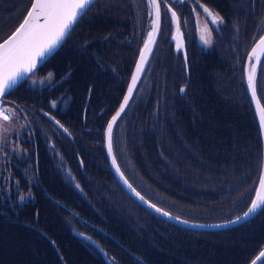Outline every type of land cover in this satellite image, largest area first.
Segmentation results:
<instances>
[{"label": "trees", "instance_id": "trees-1", "mask_svg": "<svg viewBox=\"0 0 264 264\" xmlns=\"http://www.w3.org/2000/svg\"><path fill=\"white\" fill-rule=\"evenodd\" d=\"M22 2L0 0V11L9 18L17 7H26L21 5ZM232 4L234 0H228V8ZM114 5V2L108 3L109 19H116L114 9H111ZM143 27L135 33L142 32ZM103 30L102 25L100 31ZM126 33L122 31V37ZM118 44L123 52L128 48L125 40ZM161 52L172 54L165 47ZM74 57L77 56L58 61V55L48 61L55 63L57 72L67 71L60 78L62 86L69 73L76 71ZM212 60V53L196 54L190 66L186 59L181 63L179 72L163 71V81L169 83L165 90L162 89V97H158L157 89L134 97L137 98L131 106L134 113L121 135L125 134L126 140L134 135L136 145L125 144L126 149L119 147V140L124 139L116 134L119 125L114 139L119 164L132 185L154 205L191 221H200L203 216L202 206L197 203L198 195H204L205 211L209 203L221 206L224 203L218 197L230 196L226 188L230 187L231 181L247 179L249 162H252L250 168L253 171L250 179L261 172V131L245 79L242 82L237 77L220 76L216 65L209 63ZM41 69H46V65ZM234 71L238 73L237 66ZM183 86L185 92L181 93ZM90 87L91 83L84 82L78 75L77 81L74 80L70 87H63L68 90L64 89L60 94L76 92L82 96ZM256 87L263 103L258 83ZM119 88L110 93L119 97ZM33 91L34 102H48L46 92ZM66 108L58 109L57 116ZM38 112L44 120L46 115L54 118L43 110ZM57 120L62 125V119L58 117ZM50 127L72 139L68 131L64 134L62 130ZM71 134L76 135L74 131ZM42 136L43 129H40L33 140ZM87 137L82 148L72 150V157L65 149L69 142L57 146L54 135L46 136V141L37 146L32 145L35 184L30 186L29 198L22 202L20 195L28 189L26 179L20 173L16 174L15 179L20 181L17 185L7 178L4 169L0 170V264H108L98 251L80 241L90 238L97 226L102 227L101 233L114 240L102 237L109 252L108 260L113 264H250L264 248V208L243 226L236 227L237 231L233 230L230 236L223 231L194 234L185 231L184 235L185 229L167 232L157 222V216L116 183L100 141L103 140V126L98 124ZM139 144L146 151L145 156L140 153ZM121 150H124L123 155L119 153ZM129 151L133 157L128 158ZM129 164L135 178L125 172ZM97 166L104 171L101 188L110 196L111 210L104 196L87 192L82 198L73 186L75 182L84 184V179L93 175L91 169ZM4 168L11 171L10 165H4ZM199 185L200 190L194 188ZM205 186H208L206 190ZM239 193L240 188L235 195ZM242 211L230 214L228 220L236 218ZM117 218L125 220L136 232L132 230L136 237L123 229ZM77 226L81 228L75 229ZM147 226L154 228L150 231ZM262 262L264 264V260Z\"/></svg>", "mask_w": 264, "mask_h": 264}, {"label": "rangeland", "instance_id": "rangeland-1", "mask_svg": "<svg viewBox=\"0 0 264 264\" xmlns=\"http://www.w3.org/2000/svg\"><path fill=\"white\" fill-rule=\"evenodd\" d=\"M110 1L111 0H95L93 5L90 7V10L87 11L86 15L90 16L87 19L86 23L82 22V19L85 16L84 15L81 19L77 21V23L73 26V29L70 34L65 38L66 40L68 39V37L71 36L67 41L68 50L66 53V57L68 58L70 56H77L82 60V63L78 66L76 72L79 74L80 78H83L84 82L86 83H90L91 78L93 76V66H90L91 59L90 57H88V55H92L95 61H97L96 55L90 54L87 50V46L92 44L93 42L98 41L100 43V47L103 50H106L109 43H114L115 41L122 42L119 36L116 37L115 34H111V28H114V26H111L109 22L110 11L108 8V3ZM114 1L116 2V0ZM182 1L183 0H167V9L174 7L171 4H180L182 3ZM184 1L191 5V8L188 10V14L186 16H182L180 13V9H175V12L177 17H179L181 28L184 29L188 35L190 32H192V34L195 36V42L197 44V53H201L198 47H201L202 51L212 53L213 60L209 63L216 65V71L217 73L221 74L220 76H225V78L231 79L237 77L239 81L244 82V69L242 71V68H244L245 58L247 59V54L249 50H251L256 45L258 40L264 35V0H234V12L233 15H231L233 25L232 27H230L231 31L228 32L227 37L222 35L218 38V41H216L217 33L220 31V27H217L216 25H212L210 23L213 26V28H211L209 23L206 24V27L211 29V45L204 44L203 41H201L200 39L202 27L205 26L206 21H209L210 18L203 13V9L199 6L201 4L200 2L198 4L197 0ZM219 1L223 6H226L227 0ZM251 1L254 3V9L250 3ZM30 2H32V0H23L21 5L24 4V6L28 7V9L25 11L26 7L22 9V7L19 6L9 18H7V16L5 17L4 13L0 11V42L5 40L10 34H12L18 27V25L22 22L23 18H25L26 16V12L29 10ZM163 2L165 3V0H163ZM121 3L123 6V8L121 9L123 10V12H126V5L124 4V0H121ZM148 8L150 11V3L147 5V9ZM208 9L210 10V8ZM113 12L114 16L116 18L118 17L121 20V24L118 26L119 29L128 30L125 42H135L134 34L132 33L133 31H135L134 26L122 21L121 13L117 10L114 9ZM197 13H200L199 21L196 18ZM12 19L16 20L11 24L10 20ZM97 21L99 22L96 25ZM167 24H169L168 29ZM102 25H104L105 29L103 31H100L99 27H102ZM176 27V21L172 18L170 14L168 16L167 22L162 25V29L164 31V35H167V37H171L172 41V36H174V31ZM245 30H247L246 34ZM185 44L186 49H188L191 44L189 36L188 39H186ZM217 44L219 45L218 47ZM221 50H223V53L221 52ZM60 52L61 49H56L55 52L51 55V57L58 56ZM204 55L205 54H203L202 56ZM198 56H201V54H198ZM51 57L47 59L45 58L44 62L35 69V76L32 77V79L37 81L35 85H33L32 80L24 78L16 84L14 89H12L2 98L4 99L5 104L8 106L11 116L7 121L0 118V170L4 169L5 174H7L8 176L7 178L12 183H15L17 185L20 181L15 179L16 174L20 173L22 178L26 179L25 184L28 182V189L20 195L22 198L25 199L29 198L30 196V186H33V184H35L33 167L31 165V161L34 160V156H32V154L30 153V150L33 149L32 145L36 144L37 146L40 142L46 141V136H52L54 134L58 136L50 126H53L57 130H62L64 134H68V132H73V128L69 125H65L63 123L61 125L60 123H57L58 116L56 112L58 109L64 107L65 104H68L70 93H66L65 95L59 94L58 92H53V94L50 93V85L56 82L57 80L54 71L55 63L48 62ZM185 59L187 60V57ZM43 65H46V69H41ZM236 66L238 68V73H235L234 71ZM49 73H51V77L48 76ZM84 74L85 76L83 77ZM257 76H259L258 87L264 103V56L259 65ZM40 81H43V83H40ZM165 83L168 84L169 82L165 81ZM149 84L151 85L152 91L155 88V81H149L147 83V86ZM33 90L46 92V97L51 96V98H47L48 102L46 100H44V102H34L35 93ZM122 93L123 89H120L119 97L117 95H114L115 93H110L108 99L105 100L106 105L110 107V112H114L119 107H121L122 103L120 98ZM137 94H139V92ZM53 103H55L54 107L52 106ZM132 107H127L123 114L119 117V121L117 122L119 128L116 134L124 138L123 140H119L120 148H125V144L136 145V137H134V135H130L127 140L125 139V134L121 135L122 131L126 130V126L129 123L132 114L134 113V108ZM40 110H43L44 112H46V114H49L54 118H48V116L46 115V119L44 120V118L38 112ZM12 113H15V115H13ZM62 126H64V128ZM40 129H43V136L34 141V135ZM87 135L88 132L84 128L80 127L79 134H77V138L76 140H74V143H69L67 146H65V149L69 153V157H72L73 149L82 148L84 146L87 140ZM138 138L137 140H139ZM67 141H69V139H67L66 142ZM100 141L102 142V139H100ZM156 142L157 144L159 143L158 138ZM56 143H58L57 146H59L62 145L64 141L56 139ZM139 148L140 153H142V156H145L146 151L140 144ZM123 151L124 150H121L119 153L123 155ZM133 156L134 154L129 151L128 158ZM81 163L82 162H80V165ZM251 163L252 162H249L247 165V171L249 170L247 179L232 180L230 183V187L226 188L230 196L222 195L218 197V199L224 203L223 205L216 206L213 203H209V206L206 208L205 211V206L202 202L204 195H198L197 203L201 204L202 206L201 212L203 216L199 218L200 221H185L190 223L194 222L200 225H203L205 223H221L227 221L230 222V220H228L230 218V214L236 213L235 211L241 209H243V211L239 215H237L236 218L238 216L240 217L241 214L244 215V213L250 206L253 198L255 197L256 188L259 184L258 178L260 179V171L256 173L254 179H250L253 174V171L250 168ZM4 165H10L11 171L7 170V168H4ZM129 165V168H126L125 172L131 178H135L133 174L134 169H132L131 164ZM91 173H93V175L91 177L85 178L84 184H80L79 182L74 183V189L78 194L81 195L82 198L87 192L101 196L103 194L101 185H103L102 183L105 180L104 171L102 170V168L97 166L91 169ZM119 187L121 190H124L121 186ZM207 187L208 186H205V190L207 189ZM194 188L200 190V185L197 187L194 186ZM239 188L240 193L238 195H235L236 190H238ZM116 190L118 189L115 188V191ZM103 196L107 198L105 202L109 204V208L111 210V203H109L110 196L108 194H104ZM103 207L105 208L104 202ZM234 207H236V209ZM162 219V217L157 216V222H160L161 226H163L167 232H175V230L182 231V229H185L183 231L184 235L185 231L192 232L193 234L194 232L203 231L195 230L190 227L175 228L173 227V223L165 220L162 221ZM117 221L123 229H125L128 233L131 234V236L136 237V232L125 220L117 218ZM231 225L232 224H227L223 226L225 227L224 229L214 231L217 233L223 231L224 233H226L225 235L230 236L233 234V230L237 231L235 228L238 226H243V223H239L233 227H230ZM80 228L81 226H77L75 229ZM147 228L152 231L154 227L149 228V226H147ZM132 230L135 233L132 232ZM241 233L242 232H239V234ZM163 253H167L169 255L168 252ZM259 264H263V262H260Z\"/></svg>", "mask_w": 264, "mask_h": 264}, {"label": "flooded vegetation", "instance_id": "flooded-vegetation-1", "mask_svg": "<svg viewBox=\"0 0 264 264\" xmlns=\"http://www.w3.org/2000/svg\"><path fill=\"white\" fill-rule=\"evenodd\" d=\"M111 2H114L115 5L111 7V9H121L123 8L121 0H111ZM160 2V12H161V32L159 36V40L157 42L154 55L151 59V62L147 69H145V72H143L141 77V82L139 83V87L137 88V92L139 93H147L149 89L151 90V85L149 84L147 86V83L149 81H155V88L159 90L158 97H162V89L165 90V87L167 84L165 83V80L163 81L162 73L165 70L168 71H174L179 72L181 70V63L185 61V55H183V51H176L175 45L173 44L171 37H167V35H164V31L162 29V25H164L167 22L168 16L171 14V12H175V9H180L179 12L182 16H186L188 14V10L191 8V5L184 0L180 4H171L174 7H171L170 9H167L168 4H165L163 0H159ZM200 4H202L204 7L210 8V10L216 14H218L219 17L222 18L223 22L219 24L220 31L217 33L216 41H218V38L222 35L227 37L228 32L231 31L230 27H232L233 22L231 20V15H233L234 12V5L232 4L228 8V0L226 3V6H223L219 0H199ZM253 9H254V3L250 2ZM124 4L126 5V12H123L121 9L120 12L122 16V21L134 26L135 31L143 27L142 32L135 33L134 34L135 42L128 43V48L123 49L119 46L118 41H115L114 43H109L106 50H103L100 47V43L98 41L93 42L92 44L87 46V50L90 54L96 55L97 61L93 58L92 55H88L90 57L91 62L90 66L92 67V78H91V87L88 88L86 95H78L76 92H71L69 102L68 104H65V107H68L64 110L60 111L59 118L62 119V123L65 125H69L73 128V131L76 133L75 136H73L70 132V135L72 136V140L68 136H62L60 135L56 130L52 128V130L58 135L54 136L62 141H66L69 139V143H74V140L77 138V134H79V128H84L87 132H90L92 129H94L98 124H103V128L111 116L113 114V111L110 112V107H108L105 103V100L110 93L111 90H114L115 87L119 89H123V93L121 94L120 100H122L125 90L128 87L130 83V78L132 75L133 70L135 69V66L138 61V55L141 50V46L143 43V39L147 36V30L148 26H145L148 24L149 20V8L147 9V5L149 4V0H124ZM176 13V12H175ZM90 15H85L82 19L83 23H86L87 19ZM118 19V22H117ZM99 21L96 22V25ZM109 22L111 26H114V28H111V34H115V32L119 31L118 34H115V36H119L121 40H125L128 30L126 29H119V25L121 24V20L117 17L116 19H109ZM210 24V23H209ZM211 28L213 26L210 24ZM102 28V27H99ZM169 28V24H167V29ZM103 29L104 25H103ZM126 31V35L122 37V31ZM247 31V30H245ZM179 32L184 35V39H188L191 41L190 47L186 49L185 44V54L187 57V63L190 66L192 61L195 59L196 54H208L206 51H202L201 47H198V49L201 51V53H197V44L195 42V36L192 34V32L189 33V35L186 33L184 29L181 28L180 21H179ZM71 37V36H70ZM64 40V42L61 44L60 48L61 52L59 54L58 61L61 59H66V53L68 50V43L67 41L69 38ZM219 45L217 44V47ZM165 47L173 52L172 54H167L165 52H161V49ZM175 50V51H174ZM213 50V49H211ZM75 58V68L77 71L78 66L82 63V60L79 57ZM96 62V63H95ZM113 62V63H112ZM52 63V62H51ZM94 63V64H93ZM55 74H56V82L50 85V93L53 94V92L63 93L64 89L63 87H70L72 86L74 80L77 81L78 79V73L70 72L67 79L64 82V86H62V83L60 81V78L66 74L67 71L64 72H57L54 68ZM153 89V90H154ZM183 89L182 93L185 92V87H181V90ZM68 90V89H66ZM66 93H64L65 95ZM74 95H77V97H73ZM165 95V91H164ZM51 98V96L46 97ZM81 109V111L78 112V110ZM113 109V108H111ZM110 112V113H109ZM80 113V120L78 119V114ZM101 120V122H100ZM101 124V125H102ZM104 130V129H103ZM89 137H87L88 139ZM63 173V172H62ZM75 177V176H74ZM76 178V177H75ZM77 180V179H76ZM104 193L102 194V196ZM100 226L95 227V232L90 238H87L90 242H92L94 245L89 244L94 250H96V247H99L103 250L104 254L108 256V251L104 247L103 244H106V242L103 240L102 237H105L106 239L110 241H114L113 238H110L99 230ZM109 257V256H108Z\"/></svg>", "mask_w": 264, "mask_h": 264}, {"label": "snow or ice", "instance_id": "snow-or-ice-1", "mask_svg": "<svg viewBox=\"0 0 264 264\" xmlns=\"http://www.w3.org/2000/svg\"><path fill=\"white\" fill-rule=\"evenodd\" d=\"M94 2L95 0H32V2H30V10L26 12L25 18H23L22 22L9 38L0 42V98H3L14 89L16 84L24 78L32 80L33 85L37 83L32 77L35 76V69L38 64H42L45 58L65 40L72 31L73 26L79 19L87 14V11L90 10ZM149 3L153 8L155 16V19L152 21L153 28L148 33L147 41L144 43L143 51L140 53V63L137 65L136 74L131 78L128 95L124 97L119 111L112 117L111 122L107 124L106 133L107 149L109 154L112 155V164L115 166L116 172L119 173L121 179H123L124 183L133 192H135V189L124 179V173L120 171L116 156L112 154L113 126L116 125L117 119L129 104L138 78L146 63V57L155 41V34L159 28L160 2L159 0H149ZM166 3L167 0H165V4ZM197 3L199 4V0H197ZM199 6L203 9V13L210 18L209 21H206L205 26L202 27L200 39L204 44L211 45V29L207 28L206 24L211 23L218 27L223 20L218 14H214L202 4ZM171 16L177 21V31L179 33V17H177L174 11L171 12ZM199 17L200 13H197L196 18L198 21ZM180 47L181 42L178 36L177 50H179ZM258 53H264V37L259 39V43L252 49V56L248 58L250 68L247 78L252 97L255 99L259 111L260 123L264 126V106H261L260 99L257 97L255 83V65L259 63V59L255 62H253L252 59L253 57H257ZM48 76L51 77V73H49ZM40 83H43V81H40ZM181 91H183V89ZM52 106L54 107L55 103H53ZM12 114L15 115V113ZM0 118L7 121L10 117L5 110L0 109ZM57 123L59 122L57 121ZM258 183L259 190L255 192V199L252 200L244 216L237 217L235 221H230V223H238L241 219H247L250 215L264 208V172H262ZM135 194L141 201H144V197L141 196L140 193L135 192ZM23 199L24 198H21V202ZM149 207L155 208L157 212L162 211L160 208H156L155 205H149ZM162 214L164 216L169 215L167 212H162ZM181 222L188 223L187 221ZM260 256L264 257V251L260 252Z\"/></svg>", "mask_w": 264, "mask_h": 264}, {"label": "water", "instance_id": "water-1", "mask_svg": "<svg viewBox=\"0 0 264 264\" xmlns=\"http://www.w3.org/2000/svg\"><path fill=\"white\" fill-rule=\"evenodd\" d=\"M154 19H155V16H154ZM160 30H161V15H160V22H159V28H158V30H157V32H156V34H155V41H154V43H153V45H152V47H151V49L156 45V42H157V40H158V38H159V34H160ZM12 34H10L7 38H9L10 36H11ZM179 36V40H180V42H181V47L180 48H182V45H184V41H183V38H182V35H180L179 33H178V31H177V27H176V29H175V32H174V37H173V39L177 42V37ZM262 37H264V35L262 36ZM261 37V38H262ZM6 38V39H7ZM3 42V41H2ZM259 43V40H258V42L256 43V45ZM61 45V44H60ZM59 45V46H60ZM255 45V46H256ZM58 46V47H59ZM254 46V47H255ZM58 47L56 48V49H58ZM253 47V48H254ZM252 48V49H253ZM55 49V50H56ZM252 49L250 50V52H249V54H248V57H247V61H246V66H245V81H246V87H247V90H248V94H249V96H250V100H251V103H252V106H253V110H254V113H255V115H256V118H257V122H258V124H259V129H260V131H261V137H262V143H263V160H262V169H261V174H262V172H264V126H262L261 125V123H260V117H259V111H258V109H257V105H256V101H255V99H253V97H252V93H251V89H250V87H249V85H248V82H247V78H248V72H249V68H250V63H249V57L250 56H252ZM55 50L52 52V53H50L47 57H46V59L50 56V55H52L54 52H55ZM142 52V51H141ZM152 51H150L149 53H151ZM148 56H149V54H148ZM148 56L146 57V61H147V58H148ZM263 56H264V53H258V56L257 57H253L252 59H253V62H255L257 59H259V63H257L256 65H255V83H256V77H257V72H258V69H259V65H260V63H261V61H262V59H263ZM139 61H140V59H139ZM146 64V63H145ZM40 64H38V66H39ZM37 66V67H38ZM145 66V65H144ZM143 69H144V67H143ZM139 80H140V76H139V78H138V82H137V84H136V87H135V89H134V91H133V93H132V97L130 98V100H129V104H130V102H131V100H132V98H133V96H134V94H135V92H136V89H137V85H138V83H139ZM131 85V82H130V84H129V86ZM129 86H128V88H129ZM128 95V89H127V91H126V94H125V96H127ZM124 96V97H125ZM258 97V96H257ZM123 103V102H122ZM129 104L125 107V110H126V108L129 106ZM261 106H262V104H261ZM120 109V108H119ZM119 111V110H118ZM123 114V113H122ZM121 114V115H122ZM112 119V118H111ZM111 119H110V122H111ZM119 120V118L117 119V121ZM115 126V125H114ZM113 126V127H114ZM106 133H107V129H106ZM104 145H105V150H106V152H107V154H108V158L110 157V155H109V152H108V149H107V134H105V139H104ZM108 164H109V167H110V169H111V171H113V173L115 174V175H119V173H117L116 172V168H115V166L112 164V157H110V159L108 160ZM260 177H261V175H260ZM121 178V177H120ZM119 182L122 184V186L124 187V189L126 190V192L127 193H129V195L132 197V198H134L137 202H139L141 205H143L145 208H147L148 210H150L151 212H153L154 214H156V215H158V216H160V217H163V214H162V212H164L162 209V211L161 212H157L156 210H155V208H152V207H149V205H153L151 202H149L145 197H144V201H141L140 199H139V197L138 196H136V194H135V192H137L136 190H135V192H133V191H131L129 188H128V186L124 183V181H123V179H119ZM128 184H130L129 182H128ZM133 188V187H132ZM259 190V184H258V188H257V190L256 191H258ZM139 193V192H138ZM141 195V194H140ZM142 196V195H141ZM255 199V197L253 198V200ZM156 208H158L157 206H155ZM263 210V208H261L260 210H258L255 214H253V215H250L247 219H241L238 223H230L229 221H227V222H221V223H205V224H203V225H200V224H197V223H194V222H188V223H182L181 221H185V220H182V219H176V220H174V222H175V224H177V225H179V226H181V227H185V228H193V229H195V230H205V231H214V230H222V229H224L225 227H223V226H225V225H227V224H232L230 227H233V226H235V225H237V224H239V223H246V222H248V221H250L251 219H253L256 215H258L261 211ZM244 215L243 214H241L240 215V217H243ZM171 218H172V216H170ZM239 217V216H238ZM170 218V219H171ZM237 218H234V219H231L230 221H235ZM261 251H264V248L261 250ZM260 251V252H261ZM260 252H259V254L250 262V264H259L260 262H262L263 260H264V257H261L260 256Z\"/></svg>", "mask_w": 264, "mask_h": 264}, {"label": "bare ground", "instance_id": "bare-ground-1", "mask_svg": "<svg viewBox=\"0 0 264 264\" xmlns=\"http://www.w3.org/2000/svg\"><path fill=\"white\" fill-rule=\"evenodd\" d=\"M180 34H181V32H179ZM168 51L170 52V50L168 49ZM175 51V50H174ZM171 53H173V52H171ZM155 53H153L151 56H150V58H149V60L151 61V59H152V57H153V55H154ZM183 55H185V50H183ZM245 86H246V81H245ZM246 91H247V93H248V90H247V87H246ZM256 91H257V96H258V98L260 99V97H259V93H258V89H257V87H256ZM182 93V92H181ZM248 96H249V94H248ZM249 98H250V96H249ZM251 101V100H250ZM260 102H261V104H262V106H264L263 105V103H262V101H261V99H260ZM251 105H252V103H251ZM253 107V106H252ZM257 125H258V127H259V124H258V122H257ZM105 154H106V158H107V162H108V160L110 159V157H112V155H110V157L108 158V154H107V152H106V150H105ZM112 154H114L115 156H116V153H115V148H114V140H113V153ZM164 212H167L169 215L168 216H164L163 215V219L162 220H165V221H168V222H171V223H173L175 226H177V224H175V222H174V220H176V219H181V216H179V215H177V214H175V213H172V212H170V211H168V210H166V209H164ZM170 216H172V218L170 219ZM160 217V216H159ZM172 224V225H173ZM107 260V262H108V264H113L111 261H109L108 259H106Z\"/></svg>", "mask_w": 264, "mask_h": 264}]
</instances>
